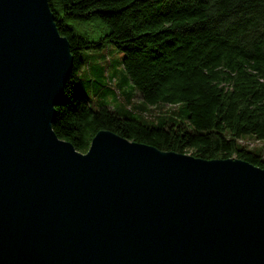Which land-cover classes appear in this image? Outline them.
Here are the masks:
<instances>
[{"label": "water", "instance_id": "obj_1", "mask_svg": "<svg viewBox=\"0 0 264 264\" xmlns=\"http://www.w3.org/2000/svg\"><path fill=\"white\" fill-rule=\"evenodd\" d=\"M74 66L49 0H0V264H264V168L53 129Z\"/></svg>", "mask_w": 264, "mask_h": 264}, {"label": "trees", "instance_id": "obj_2", "mask_svg": "<svg viewBox=\"0 0 264 264\" xmlns=\"http://www.w3.org/2000/svg\"><path fill=\"white\" fill-rule=\"evenodd\" d=\"M74 56L65 94L56 105V134L87 152L100 130L162 151L204 159L238 158L264 168V0H49ZM63 14L98 16L107 31L89 40ZM111 45L142 101L186 104L176 122L148 125L110 105L94 108L70 91L83 49ZM134 94V92H133ZM133 97V95H132ZM136 110L128 112L135 115Z\"/></svg>", "mask_w": 264, "mask_h": 264}, {"label": "rangeland", "instance_id": "obj_3", "mask_svg": "<svg viewBox=\"0 0 264 264\" xmlns=\"http://www.w3.org/2000/svg\"><path fill=\"white\" fill-rule=\"evenodd\" d=\"M56 8L65 23L89 40H97L108 29L96 15L88 19L73 18L63 14L60 4H56ZM124 55L111 45L81 50L79 52L81 67L71 81L70 91L82 96L94 108L108 104L121 116L134 118L148 125L183 120L186 116L185 103L151 105L139 97H132L135 86L124 69L122 63ZM141 101L143 105H140ZM130 109L136 110L135 115L128 112ZM247 143L252 147L264 148V141L249 139Z\"/></svg>", "mask_w": 264, "mask_h": 264}, {"label": "crops", "instance_id": "obj_4", "mask_svg": "<svg viewBox=\"0 0 264 264\" xmlns=\"http://www.w3.org/2000/svg\"><path fill=\"white\" fill-rule=\"evenodd\" d=\"M134 97H139V99L142 100V98L140 97L138 91H134L133 98H134ZM140 105H143V102H142V101H141Z\"/></svg>", "mask_w": 264, "mask_h": 264}]
</instances>
